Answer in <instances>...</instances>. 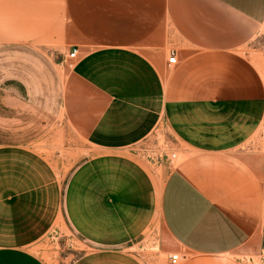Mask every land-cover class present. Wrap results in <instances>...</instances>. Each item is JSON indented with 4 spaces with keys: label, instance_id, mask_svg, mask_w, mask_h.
<instances>
[{
    "label": "crops",
    "instance_id": "0c3cea01",
    "mask_svg": "<svg viewBox=\"0 0 264 264\" xmlns=\"http://www.w3.org/2000/svg\"><path fill=\"white\" fill-rule=\"evenodd\" d=\"M263 28L264 0H0V264H49L34 248L63 224L92 249L71 264H145L123 177L141 164L102 154L156 130L181 157L160 200L178 264L263 250Z\"/></svg>",
    "mask_w": 264,
    "mask_h": 264
},
{
    "label": "rangeland",
    "instance_id": "374dc122",
    "mask_svg": "<svg viewBox=\"0 0 264 264\" xmlns=\"http://www.w3.org/2000/svg\"><path fill=\"white\" fill-rule=\"evenodd\" d=\"M248 53L264 72V28L249 45ZM62 135V130L56 128L52 145L77 147L81 150L79 157L82 161L93 156V151L83 141L74 138L65 139ZM177 153L176 140L169 135L166 138L165 135L160 136L156 130L144 142L130 150L102 154L108 157L107 160L127 161L132 158L141 164L140 171L134 169V171L131 170L132 172H124V176L120 171V176L129 179L127 180L129 186L126 189L131 192L130 198L136 199L132 204V211L136 214V218H144L143 232L130 244L129 248L136 255L144 256L145 264H170V258L173 255L181 257L164 228L160 209L165 180L181 160V157L173 158ZM74 167L72 166L69 172L66 171L68 176L74 172ZM90 247L68 225L63 224L58 232L45 236L36 245L34 251L49 264H71L90 253L92 251ZM238 255L246 261V264H264V248L256 254L240 253Z\"/></svg>",
    "mask_w": 264,
    "mask_h": 264
},
{
    "label": "built area",
    "instance_id": "2783aa9c",
    "mask_svg": "<svg viewBox=\"0 0 264 264\" xmlns=\"http://www.w3.org/2000/svg\"><path fill=\"white\" fill-rule=\"evenodd\" d=\"M77 54H78V50H74V51L70 54V57H71L72 59H74V58H76ZM177 62H178L177 55H176L175 52H173V53L171 54L170 59H169V64H170V65H176ZM176 157H177L176 155L173 156V158H176ZM179 261H180V256H179V255H173V256L171 257V262H172V264H178Z\"/></svg>",
    "mask_w": 264,
    "mask_h": 264
}]
</instances>
